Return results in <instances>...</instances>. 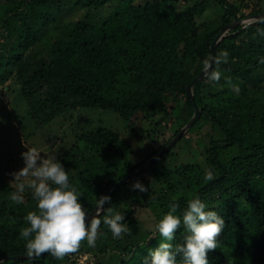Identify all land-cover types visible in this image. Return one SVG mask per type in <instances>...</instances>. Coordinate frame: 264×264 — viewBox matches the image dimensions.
<instances>
[{
	"label": "trees",
	"instance_id": "1",
	"mask_svg": "<svg viewBox=\"0 0 264 264\" xmlns=\"http://www.w3.org/2000/svg\"><path fill=\"white\" fill-rule=\"evenodd\" d=\"M178 1L8 0L0 4V86L15 78L35 128L64 112L95 107L116 113L131 129L136 114L162 111L168 118L179 97L185 99L187 117L154 148L140 138L139 147L136 143L133 147L105 126L75 134L76 142L58 160L72 186L81 187L79 200L87 214L111 184L139 169L187 123L193 111L187 85L208 65L217 33L243 16H239L241 6L232 0H193L182 9H177ZM69 2L79 6L80 16L59 19ZM109 6L103 14L101 10ZM167 8L173 13L168 15ZM209 9L213 16L197 23V17ZM249 14L264 15V7ZM241 37L249 40L246 48L235 45ZM221 52L238 59L236 65L225 63ZM210 70L227 77L209 81L205 76L192 87L200 116L188 129L202 116L210 125L203 158L173 172L156 173L182 135L134 178L113 188L105 208L93 218L102 221L108 207L122 213L129 232L120 239H114L101 222L94 246L81 241L76 251L60 259L48 253L11 258L26 254L18 234L27 226V203L35 200L27 189L22 194L26 203L10 201L15 188L5 182L0 161V257H6L0 264H72L71 254L83 251H93V264H144L147 252L162 237L156 229L134 231L139 221L127 189L145 174L151 179L153 172L157 175L154 190L144 205L150 207L156 223L172 203L180 215L188 200L198 197L224 220L217 248L208 253L209 264H264V17L237 23L221 36ZM235 78L241 81L238 90L231 86ZM167 94H174L173 104H167ZM183 235V227L178 228L171 243H182Z\"/></svg>",
	"mask_w": 264,
	"mask_h": 264
},
{
	"label": "rangeland",
	"instance_id": "2",
	"mask_svg": "<svg viewBox=\"0 0 264 264\" xmlns=\"http://www.w3.org/2000/svg\"><path fill=\"white\" fill-rule=\"evenodd\" d=\"M7 1L0 0V4ZM190 1L193 0H179L177 9H182ZM232 1L238 6H241L239 16L240 14H243V16L238 22L243 24L257 19L255 18L256 15L249 14L253 9L264 7V0ZM111 7L109 6L107 9L101 10V12L106 14L108 13L107 10ZM160 7L164 9V4H160ZM167 13L170 15L173 12L169 10ZM80 14L81 9L79 6L69 2L64 6L60 14H58V18L74 20ZM212 16L213 11L209 9L197 17V23H201ZM1 34L2 29L0 28V42L3 40ZM234 41L235 45L240 47L246 48L249 44V40L246 37L237 38ZM223 59L225 63H229L232 66L238 62V59L231 57L229 52H227V57H223ZM226 77L227 75L220 76L218 81H223ZM137 84L139 85L138 82ZM231 86L233 89L238 90L241 86V81L235 78V82ZM174 98V94H167V104H173ZM176 103L179 104L178 107L168 114V118H163L164 112L162 111L147 116L141 113L136 114L131 118V129H129V126L116 113L95 107H83L74 111L64 112L38 129L35 128L31 118L27 115L26 105L21 95L19 84L15 81L14 77H10L0 86V161L3 166L1 169L2 176L7 184L15 188L16 181L13 179L12 174L23 167V160L20 155L23 151H26L28 147H34L43 156L55 155L57 159H60L64 150L76 142L75 134L84 128L91 129L97 126L109 127L116 131L122 139L129 140L133 147L135 143L139 147L140 141L138 138H140L143 144L149 142L154 148L156 145H160L166 141L168 132L178 129L180 123L188 115L184 97L180 96ZM189 115L191 118L193 111ZM165 119L168 121L165 124L166 126L162 123L166 121ZM167 126L170 128H166ZM152 128H154L153 131ZM209 128L210 125L205 116H202L191 130L187 128L183 133L184 136L181 141L161 159L158 168H156L157 170L155 169L156 173L173 172L179 166L191 164L197 159H202L204 156V144L207 143L209 137ZM150 134L153 136V140H150L151 138L148 136ZM153 173L151 174V179L148 178V174H145L142 178H137L136 180L144 185L145 191L140 192L137 189H133L132 186L127 189L128 201H131L132 208H134L137 220L139 221L134 227L135 232H143L145 229L153 231L155 229L156 218L152 211L149 210L150 207L148 208L144 205L146 198L154 190L153 184L155 183L157 175L155 173L156 176H153ZM76 189L79 192L81 187L76 186ZM25 191H27V188ZM6 197L8 198V196ZM23 201L25 202V199ZM27 206H29V211H37L36 201L32 204L27 203ZM92 252L83 251L76 256L71 254L69 263L73 260L72 264H93L94 255Z\"/></svg>",
	"mask_w": 264,
	"mask_h": 264
},
{
	"label": "clouds",
	"instance_id": "3",
	"mask_svg": "<svg viewBox=\"0 0 264 264\" xmlns=\"http://www.w3.org/2000/svg\"><path fill=\"white\" fill-rule=\"evenodd\" d=\"M220 57H227L221 52ZM220 57L215 63H220ZM205 75L209 81H218L220 72L210 70L206 65ZM23 167L14 172L15 190L10 194V201L20 204L27 188L36 201L37 211H29L24 216L27 226L19 232L24 241L28 257H39L48 253L57 259L77 250L81 241L94 246L97 229L101 222L106 225L114 239H120L129 232V227L120 212L107 208L103 220L89 218L82 206L80 193L72 186L69 173L55 155L43 156L36 148H27L21 154ZM25 178V179H21ZM133 189L145 191L139 181L132 184ZM108 196L97 200L100 210L109 201ZM176 204L172 203L167 213L155 224V229L162 237L154 249H149L144 264H209L208 253L217 248L216 237L224 228V220L211 210L198 197L188 200L186 208L176 215ZM183 227V242L171 243L178 228ZM177 255L181 260L177 261Z\"/></svg>",
	"mask_w": 264,
	"mask_h": 264
},
{
	"label": "water",
	"instance_id": "4",
	"mask_svg": "<svg viewBox=\"0 0 264 264\" xmlns=\"http://www.w3.org/2000/svg\"><path fill=\"white\" fill-rule=\"evenodd\" d=\"M260 17H264V15H256L255 18H260ZM239 23L238 21L234 22V23H230V24H226L222 27V29L219 31V33H217V35L215 36V38L213 39V41L210 44V51H211V55H210V60L208 63L209 69H211V66L213 64L214 61V55H215V46L217 44V42L219 41V39L221 38V36L224 35V33L230 29L231 27H233L235 24ZM205 71H206V67L204 69H202L191 81L190 83L187 85L186 88V94L187 97L190 100V103L192 105L193 108V115L191 116V118L187 121V123L178 131V133L172 137V139H170V141L167 143V145L165 147H163L162 149H160L153 157H151L149 160H147L139 169H136L133 173L126 175L125 177L121 178L120 180H118L116 183L111 184L106 191L104 192L103 196H108L109 192L117 187L120 186L124 183H127L130 179L134 178L141 170H143L146 166H148L149 164H151L155 159H157L161 154H163L165 151L168 150L169 147H171L176 140H178L183 133L187 130V128H189L195 121L196 119L200 116V109L197 106V104L195 103L194 100V95L192 92V87L193 85L203 79L206 75H205ZM102 210H100L97 207H95L91 212L88 213L89 218H93L96 215H98ZM28 257L26 254L25 255H15L12 256L11 258H25ZM4 258H6L5 256H1L0 257V261L3 260Z\"/></svg>",
	"mask_w": 264,
	"mask_h": 264
}]
</instances>
